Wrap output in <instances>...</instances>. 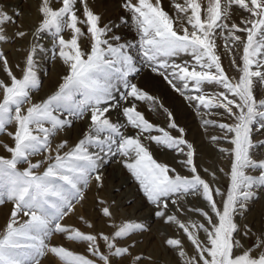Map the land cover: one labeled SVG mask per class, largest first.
<instances>
[{
	"label": "snow or ice",
	"instance_id": "1",
	"mask_svg": "<svg viewBox=\"0 0 264 264\" xmlns=\"http://www.w3.org/2000/svg\"><path fill=\"white\" fill-rule=\"evenodd\" d=\"M56 2L62 4L58 9L51 6L52 0H41L42 19L34 34L37 40L48 34L54 41L55 53L67 67L52 95L33 102V94L41 89L36 55L46 50L42 44L30 48L19 79L0 52V64L10 78L9 84L0 82V136L7 134L13 141L12 146H5L8 156H0V206L13 205L9 221L0 231V264H42L47 255L58 258L60 264H117L131 256L135 244H118L146 232L143 224L124 223L111 236L84 234L62 225L75 205L84 200L83 189L91 180L103 186L97 174L99 164L114 147L127 158L124 167L139 183L147 200L159 209L157 216L166 224L176 225L194 247L195 255L189 257L180 239L166 242L170 249L178 251L181 264H264V231L250 248L236 239L238 235L245 239L249 234L256 235L251 227H241L237 217L247 213L249 203L264 192V161L254 159L264 149V141H253L254 126L258 121L264 122V97L258 99L259 90H264V0H207L206 7L198 0H182L173 4L175 20L163 9L161 0H124L122 7L134 21L138 45L121 42V37L115 35L119 25H102V17L89 7L88 0ZM233 8L246 14L239 25L227 22ZM20 15H9L0 4V43L7 40V26L15 24L13 16ZM121 23L127 21L122 18ZM176 23L180 28L175 27ZM64 33H70L71 38L66 40ZM26 35L20 32L17 38ZM218 36L224 40V51L240 73L238 79L230 78L222 65ZM86 37L91 43L83 49L81 41ZM236 45L242 46L239 64ZM136 47L142 50L149 70L162 77L190 105L194 103L198 112L204 109L208 114H217L214 110L222 109L234 121H205L206 127L226 133L224 137H213L214 142L223 139L232 145L228 153L232 158L230 187L226 192L213 189L199 174L193 145L184 138L183 129L171 113H167V129L177 136L154 126L138 111L137 102L150 103V111L163 105L130 81L141 70L132 54ZM209 86L220 91L208 92ZM121 91L124 95L119 97ZM117 99L126 105L122 110L123 124L114 122L109 115L120 108ZM81 119L89 123L84 137L69 150L67 141L60 143L53 153V138ZM13 125L14 132H8ZM123 128L138 134L125 136ZM259 130L264 131V123ZM143 140L183 157L179 162L187 165L191 178L158 163ZM37 156L44 159L34 163ZM190 194L200 196L209 211L189 207L186 212L199 215L205 223H185L178 215L168 214L171 204L179 215H185L179 201ZM216 196L223 199L221 207ZM99 203L103 205L104 201ZM101 215L111 219L107 207ZM87 227L94 231V225L89 223ZM54 234L86 244L93 259L62 246H50ZM145 259L134 257L136 264H144Z\"/></svg>",
	"mask_w": 264,
	"mask_h": 264
},
{
	"label": "rangeland",
	"instance_id": "2",
	"mask_svg": "<svg viewBox=\"0 0 264 264\" xmlns=\"http://www.w3.org/2000/svg\"><path fill=\"white\" fill-rule=\"evenodd\" d=\"M152 2L155 3V0H152ZM198 2L203 3L206 7L207 0H198ZM123 3L124 0H88L89 7L97 15L102 17V25H119V27L115 29V35L121 37V42L138 45L139 38L135 30L134 21L131 14L122 7ZM161 3L163 9L175 20L177 13L173 8V4L182 3V0H161ZM0 4L5 7L9 15L16 12L21 13L18 17L13 16L15 24L7 26V31L5 33L7 40L0 43V52L4 54L8 62V67L16 78L19 79L23 75L26 57L31 47L36 44H42L46 49L44 52H38L36 55L37 74L41 82V89L33 94V102L39 103L57 90L58 85L61 83V78L67 71L66 65L63 64L54 51L55 44L52 38L48 34H44L40 40L35 38L34 34L42 19L39 11L42 6L41 0H0ZM51 6L54 9H58L62 4L56 2V0H52ZM231 11L232 15L227 22L229 25L232 23L239 25L246 14L235 8ZM78 15H81V13L78 12ZM122 18L126 20L127 23H121ZM81 19H83L82 15ZM175 27L180 28V24L176 23ZM20 32H25L27 35L23 38H17V34ZM224 35H227V33ZM240 35L243 37L244 34L241 33ZM64 38L66 40L70 39L71 34L64 33ZM81 43L83 49H88L91 40L87 37L82 38ZM223 45L224 40L222 37L218 36L217 51L221 54L222 65L230 78L238 79L240 73L237 71L236 67L232 65L231 58L224 51ZM132 54L136 61V65L141 70L137 72L134 77H130L131 83L136 84L146 93L159 100L160 104L163 105V108L157 105L155 110L150 111L149 109L153 107L150 103L145 104L137 102L138 111L142 112L145 118L154 126L169 130L173 136H177L178 133L167 129L169 123L167 113H171L177 126L183 129L185 133L184 138L188 143L193 145L195 163L198 167L199 174L213 189L226 192L230 187L232 158L228 153L232 151V145L226 143L223 139L214 142L213 137H224L226 133L216 127H206L205 121H211L212 124H232L234 121L228 118L222 109L214 110L217 114H208L204 109L198 112L194 103L190 105V103L178 92L174 91L162 77L154 75L149 70L147 61L143 57L142 50L139 47L133 49ZM241 54L242 46L236 45L235 55L238 64ZM180 59L191 61L192 58L181 57ZM0 82L5 84L10 83V78L6 75L2 64H0ZM206 90L208 92L220 91V89L213 86L207 87ZM123 95V91L118 93L119 97ZM261 97H264V90H259L258 92V99ZM116 103L120 105V108L110 112L109 115L114 122L123 124L124 117L122 116V110L126 105L123 104L122 99H117ZM261 123L264 122L258 121L257 125L253 128L254 142L264 141V131L259 130ZM88 127V120L81 119L75 121L72 128L58 133V135L53 138V153L56 150V146L64 141L68 143V149L66 150L74 147L77 142L84 137ZM78 128L79 130H77ZM14 129L15 126L13 125L8 128L7 131L14 132ZM122 131H124L125 136H134L138 134L135 130L130 128H123ZM142 142L145 143V146L158 163L174 169L175 173L182 177L191 178V173L188 171L187 165H182L179 162L183 157L177 156L173 151L166 150L154 143H150L148 140H143ZM12 145L13 141L7 134L0 136V156L7 157L8 153L5 151V146ZM222 148L226 151L221 152L220 149ZM167 154H170L175 159L172 163H169V161L167 162L165 158ZM42 159H44L43 156H37L33 158V162L37 163ZM254 159L257 161H264V149L254 155ZM127 162V158L114 147L112 153L106 155L99 164V171L97 174L101 176L103 186L101 187L94 179L91 180L90 184L83 189L84 200L75 205L74 212L66 216L62 221V225L78 229L84 234H105L111 236L117 230V227L124 223H140L148 230L140 234H135L130 240L118 244L119 247H126L128 244H135L136 246L131 250V256L119 260L117 264H132L134 254L141 252L142 256L146 258L151 250H158L160 253H164L166 264H181V259L172 254L175 250L170 249L166 243L175 234L174 226L166 224L157 214L150 220H145V212H148L149 209H156L157 211H159V209L154 207L147 200L139 183L124 167V164ZM42 170L43 169H41V171ZM115 171L121 172L120 177L116 176ZM249 174L256 175L257 173L250 172ZM120 183L125 184L119 188L118 185H120ZM127 194L128 196L133 195V199L131 202L123 203L125 200L124 196ZM197 197L200 196L190 194L187 199L179 201L180 207L185 210V215H179L176 207L175 209L171 208L169 215L176 214L178 218L185 223L192 221L197 223H201L202 221L205 223L203 218L199 215L186 212L192 200L195 201ZM199 200L206 204L202 198ZM215 200L218 207H221L223 199L220 196H216ZM100 201H104V204H100ZM139 204L141 205V209L134 210ZM104 207H107L111 212V219L101 215V211ZM12 208L13 205L11 203H5L0 206V231L4 230L6 223L9 221ZM206 208L207 211H209L207 204ZM89 223L94 225V231L87 227ZM237 223L241 227H251L252 233L256 234H249V238L247 239L242 235L236 237V239H240L241 242L245 244L246 248H250L254 244L258 234L264 231V192L259 193V198L257 200L249 203L247 213L237 217ZM136 237L139 239L136 240ZM149 237L153 239L149 240L147 243L146 240ZM181 243L183 244V250L189 257L195 255L192 245L189 246L183 242ZM49 244L50 246H62L72 251L74 254L84 255L86 258L93 259V257L88 255V247L86 244L69 241L63 235L54 234ZM237 254H239V252ZM133 263L136 264V262ZM144 263H149V259L146 258ZM42 264H60V261L54 256L47 255L43 259ZM96 264H99V261H97ZM151 264H162V262H151Z\"/></svg>",
	"mask_w": 264,
	"mask_h": 264
},
{
	"label": "bare ground",
	"instance_id": "3",
	"mask_svg": "<svg viewBox=\"0 0 264 264\" xmlns=\"http://www.w3.org/2000/svg\"><path fill=\"white\" fill-rule=\"evenodd\" d=\"M77 130H79V128L77 129ZM166 160H167V162L169 161V163L171 162L172 163V161H174L175 159L170 155V154H167L166 155ZM176 164H177V162H176ZM176 164H174V165H176ZM179 164V163H178ZM182 166V165H181ZM180 166V167H181ZM115 174H116V176L117 177H120V175H121V172H116L115 171ZM125 184V183H124ZM124 184H122V183H120V185H118V187L120 188V187H122V185H124ZM115 190V189H114ZM124 198H125V200L123 201V203H128V202H131L132 201V199H133V195L132 196H128V194L127 195H125L124 196ZM199 199H201V197H197V198H195V201H193L192 200V203L189 205V207H191V208H193V209H196V210H205V211H207V208H206V204L205 203H203V202H200V200ZM91 200V199H90ZM193 204V205H192ZM192 205V206H191ZM169 208H170V210H171V208H174L175 209V206H173V205H169ZM138 209H141V205L139 204V205H137L136 206V208H134V210H138ZM7 210V209H6ZM157 210L156 209H149V211L148 212H145V220H150L153 216H155L156 214H157ZM5 214V213H4ZM169 214V213H168ZM164 221V220H163ZM201 223H203L202 221H201ZM172 226V225H171ZM173 228L175 229V234L173 235V237L172 238H176V239H180L181 240V242H183L184 244H187V245H189V246H191V244H190V242L183 236V234L180 232V230H178V228L176 227V225H174L173 224ZM139 238L138 237H136V240H138ZM153 238L152 237H149L146 241H147V243L149 242V240H152ZM166 251V250H165ZM164 254V253H163ZM162 253H160L158 250H151L148 254H147V257L146 258H148L149 259V263H144V264H151V262H162V264H166V258H165V256L163 255ZM172 254L175 256V257H178V251L177 250H175V251H173L172 252ZM193 254V253H192ZM142 256V254H141V252H138V253H136V254H134V257H136V256ZM133 262H135V260H132ZM132 262V264H134Z\"/></svg>",
	"mask_w": 264,
	"mask_h": 264
}]
</instances>
